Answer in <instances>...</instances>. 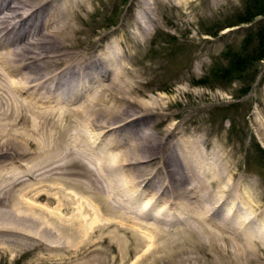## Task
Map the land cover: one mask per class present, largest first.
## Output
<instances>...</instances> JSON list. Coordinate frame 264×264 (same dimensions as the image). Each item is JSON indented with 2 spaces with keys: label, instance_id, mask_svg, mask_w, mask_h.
Returning <instances> with one entry per match:
<instances>
[{
  "label": "rangeland",
  "instance_id": "obj_1",
  "mask_svg": "<svg viewBox=\"0 0 264 264\" xmlns=\"http://www.w3.org/2000/svg\"><path fill=\"white\" fill-rule=\"evenodd\" d=\"M89 1H90V5L86 7L87 10L82 11L83 20L78 23L79 27L83 31L78 34L80 44L76 46L75 51H82L85 53H89V55L93 54L94 56H92L91 58L97 57L98 54H99L98 56H105L107 58L112 57L114 58L113 60H116V61L118 60L117 61L118 63H116V65L119 64V60L122 61L119 66H114L112 61L107 60L108 64H106L105 68L103 69L109 70L113 68L112 69L113 71L109 70L110 73L112 72L113 73L112 75L109 74V76L105 77L104 81L103 80L99 81L98 83L100 84L97 83L95 84L94 87H96L97 85L96 88H98L103 82L106 84V83H109L111 79L113 80V75L114 73H116V70H119L120 66H122L121 68L130 69L128 67H131L132 69L135 68V70L141 71V77H142V80H144V83L141 88L144 89V93L141 95L140 99L143 98L144 100L151 101V99H158V97L164 94L167 96L165 97L166 99L164 98L165 102L168 101L167 98H169V101L175 102L172 109H169L166 113L161 114V118L163 117L164 119H166L164 121L165 125L163 124L164 125L163 128H165V126L168 124L170 125L171 123H174V122L175 123L180 122V125L177 128L178 129L177 132L179 133L178 134L179 140L176 139L175 142L178 140L177 142L180 144H184L185 148L189 144H194L195 154L194 153L193 154L199 160L200 163L202 161L203 164L201 163V165L204 166V170H206L207 173L209 172L208 182L209 181L211 182L216 177L217 178L220 177V181H221L220 185L212 184L210 186L209 190L213 192L212 197L208 200L200 202L199 204L195 203V199H193V195L190 193H189V196L187 193H185L184 197H181L183 201L181 199L173 201L172 199H170L172 198V195L170 194L169 189H164L160 186V183H162L159 179L161 176L159 174L160 172L156 174V168L158 167V165L156 166L154 165L151 167L149 166L151 163L147 162L148 161L147 159H150V158H151L150 160L152 161L158 160L159 158H161V154H159L157 151L154 153L148 152L144 156V159L142 160L143 162H140L141 165L140 163L139 165L136 163L135 165H133L134 167L135 166L141 167L138 169H143V171L137 172V170L135 169L136 170V172L134 170L135 173L133 174L130 173L131 177L132 176L133 177L136 176L137 178L139 177L138 179L136 178L137 181H139V179L144 180L146 178L144 181L141 180V182L140 181L136 182L138 185L136 186L135 191L139 190L143 192V194H141L140 196H136L134 199L132 198V196L134 195L133 191L128 192L129 195L127 194L123 195L124 194L123 193L122 196H120L116 194L117 192H114V194L112 195L113 193L112 192L111 198L108 196L110 199V202L112 203L111 204L109 202L110 208L112 207L111 209L116 211L117 215L119 214V216L116 217L117 219L115 220L118 221L120 219L119 217H122L121 219L124 222V224L118 223V225L119 226L122 225V227L125 228V230H130L128 229L127 226H130L129 228L131 229L133 227V231L138 230V233L141 230L139 234L142 236H145L146 234L156 236V231L157 230L159 231V229L162 228L161 225H163L164 226L163 228L165 229H174L175 226L179 224V223H176L175 225L174 224L175 222L173 221L177 219L176 217L177 215L182 214L181 209L179 208V203L183 205H188L191 203L192 200H194L192 201L193 203H191L192 204L191 206H194L193 204H195L197 208L194 206L196 208V212L194 211L193 213L194 214L197 213L198 216L199 214H202L205 218L208 217L207 218L208 220H206V223H207V226L210 228H214V229L218 228L216 227L217 223L220 226L224 225V228H226L228 231L225 230L224 232L225 234L221 233L222 236L223 234L224 235L228 234L229 236L235 235L234 237L239 242L240 239L245 238L244 234L248 231H250V233L253 232L255 235H257L255 239V242L257 241L255 251H257L256 254L259 252L258 255L256 256L260 262L258 260L256 261L258 262V264L260 263L264 264V243H263L264 229H262L264 227V43H262L263 38L261 37V33L264 32V15H258L251 22H245V23L239 22L241 18L245 17L249 13V9L250 11H252L251 6L252 7L254 6L255 1L254 0H175L174 1L173 0L170 2L165 1L166 3L165 4L164 1L162 3V1L159 0L160 2L158 4L157 10L148 9L150 11H148L149 13L147 16L148 17L151 16L155 20L153 21L154 25H153L151 34L147 36L145 35V33L144 34L140 33L137 27L138 17L141 20H145L148 18V17L145 18L143 16L144 13L147 11L146 9L147 5H145L142 0H93V1L89 0ZM134 33L138 35V39H134L133 37L135 35ZM110 47L113 49V51H111L112 49ZM114 49H117V50L115 51ZM117 52L119 53V56ZM132 78H135V77L132 76ZM82 85L84 86V84ZM82 85L79 86L81 94L86 93V95H88L92 90L94 91V88L92 89L90 88V90H88V93H87L86 90L88 87L85 88L86 87L85 86L84 88H82ZM114 88L115 87H111V89H114ZM116 89L117 88H115L114 90ZM109 93L110 92H108V94ZM19 96L21 100H25L26 98V101L28 100V102L31 103V101L26 96V94H21ZM39 96H41L42 98L39 99L40 101H38V104H35L32 102L33 103L32 105L34 104H35L34 106L37 105L36 110L32 112L27 111V113L30 112L28 114L30 115L31 119H34L35 122L38 120L37 121L38 124L39 123L41 124L43 120L38 115V112H40V110L43 111L51 107L57 108L61 105L65 106V103L60 104L58 103L59 100L53 101L48 98L45 100L43 98V95H39ZM87 98L85 95L83 97H80L78 101L71 104L72 107L78 105V103L83 102V100ZM3 100L0 104L1 106L0 107V117H1L0 119L5 118V121H8V119L10 120L12 119V118H9V115L11 116L12 115L11 113L13 111L8 109V105L11 104L10 103L11 100L8 97L4 98ZM46 106L49 108H47ZM2 107L3 108L6 107L7 109L4 110ZM13 107H14V110L18 109L19 107L20 109H22L20 105L15 106V102H14ZM169 113L170 114L175 113L174 117L171 116ZM33 115H35L34 118L32 117ZM13 118H16L17 119L16 121H18L17 127L20 126L18 128L25 131L26 134L28 133L27 135L29 136L31 135L30 136L31 139H36L40 137L38 139L39 142L43 141L41 144H44V146L41 145L42 148L46 147V144L49 145L50 138L48 137V135L51 129H53L52 127L46 126L45 123L43 122L44 125L39 124L37 125V127L39 126V128L35 129V127L32 126L33 121L32 122L29 121L30 123L26 121V124H25L24 118L18 115V113H16V115ZM73 119L75 118H72L71 120L72 122H67V123L65 122L67 124L66 126H69L71 124L69 128H71L72 126H73L72 128H74V130L71 131V133L70 132L68 133V138H67V146L68 147L71 146L70 148L72 149L73 147L77 148L75 147L76 144L78 142H81V140L78 139L80 137L78 136V134H80V132H83L81 131L82 128H80V130L78 128V127H81V126H78L80 124L77 125V123L79 122L75 120L77 123L76 125H73V123L75 122L73 121ZM154 119L162 120L158 116H154ZM83 123L84 122H82V124ZM28 126H30L31 128H29ZM41 126H44L45 129L44 127H41ZM76 126L78 129H75ZM32 127L35 129L34 131ZM74 131L77 132V134ZM90 131L91 130H88L87 131L88 133H85V132L83 133L87 135L89 134L91 135ZM75 134H76V137H75ZM113 137H115L114 139H119V137L121 138L122 136L120 134H114ZM18 140H20L19 141L20 143L18 142ZM18 140L15 141L16 146H18V143L21 146V144H25L27 142V139H23V142H21L22 140L20 138H18ZM32 141L35 142V140H30L29 143H33ZM101 143L103 144V140L100 142V144L98 145L96 144L97 145L96 147H99L100 145L103 147L104 144L102 145ZM16 146H12L9 149V151L12 153L11 154L12 158H9L11 161H9V159L5 161L7 162V166H5L4 171L10 170V168L12 169L13 167L14 168L13 170L17 171V168H18L20 171L22 170L23 172L24 170L25 173H28L29 172V170H27L28 165L30 164L32 165L35 160L39 159L40 156H42L40 158H43L44 153L47 154V152H49L48 147L46 148L47 150L45 149L44 151V149L41 148L42 149L41 150L40 148L32 144L29 146L28 145L24 146V150L29 149L28 150L29 152L31 149L32 152L30 151V153L27 154V156L20 157L17 154L18 152L16 153L15 150L13 149ZM101 146L100 148H102ZM128 146L130 145L129 144L127 145V143H124L123 146L116 147V153L127 149ZM25 147L27 149H25ZM39 149L43 152L38 153ZM28 156L29 157L31 156L32 158L30 157L28 159L27 158ZM156 157H159V158H156ZM23 159H25L24 161L25 164L24 162H22ZM24 168H27V169H24ZM210 170L212 173L214 172L213 175L210 172ZM82 172L86 173L87 171L86 169L85 170L83 169ZM149 172H152L153 176L155 173L156 178L153 176L151 177L149 175ZM9 174H6V175H9ZM190 174H189L190 178L188 179L189 184L187 183V185L189 186L188 189L190 190V187L195 189L196 187L195 190H198L200 186V182L202 183L204 179L201 176H200L201 178L197 176L196 178L194 177L193 174H191L192 176H190ZM211 176L214 178H212ZM93 177L96 178L95 175L91 176L92 179ZM24 178L27 180H24L22 182L23 185L27 184V182L28 184L29 182L30 184L38 183L37 180L34 179L35 178L34 176L33 178H31L30 176H26L25 174ZM32 180H33V183H32ZM43 180H47L46 181L47 184H45V182L42 184H34L37 190L40 189V191H43V190L47 191L46 189H48L49 193L57 192L56 194L53 193V195L54 197L55 195L56 197H58L60 193H58L57 188H62V185L56 186L55 183L52 184V180L49 178H46ZM49 181L51 182L52 185H54L53 188L55 189L53 188H52L53 190L51 189L52 186L49 183ZM228 181L229 183H227ZM17 189L20 190V188L18 187ZM220 189H222V191ZM37 190H32V192L36 191V193L35 192L32 193L31 191L27 194L23 193L22 195H24V197H22V199L25 201L24 203H26V205L31 206L29 202L30 203L34 202L37 205L36 206L33 203L34 204L33 206L32 204L33 207L36 206V209H32V206L31 207L26 206L25 208V205L23 206L24 207L23 209H26L27 212H30L32 210L35 211L36 213L40 215V217H43L45 219L46 223L48 222L46 224L48 226L45 225V227L43 226L41 229H39V226H36V227L32 226L34 227L33 229L38 230L39 239L41 241L32 240L30 241V243H26V244L21 243L20 246L11 245L10 249H8L6 252H4L2 248H0V264H59V263L60 264H90V263L91 264H99V263L103 264L105 261L110 262V264H124V263H121L120 261H121L122 255L124 254V252H121V251H125V250H123L124 248L121 249L120 244L124 243L125 240L127 242L126 244L128 247L127 251L132 252L130 256L132 260L129 259L128 264H135V260L137 256L134 257L133 253L137 252L134 249V245L136 244V241H134L130 237L129 234L128 235L127 233L125 234V230H123L124 232L121 230V232H123L122 234L124 235V237L122 238L123 241H121L122 242L121 243L120 242L121 239H118V238L122 234L120 232V229H117L115 225H112L110 229L109 228H105L103 230L98 229V232L100 233V235H98L99 233L96 232L94 236L92 237V239H90L92 240V243H95V241L97 240L96 241L97 245H99L100 248L103 249L102 250L103 252L101 254H99L101 251H97V250L94 252L95 254L84 250V248L89 246L86 244H87V241H90V240H84L85 236L87 235H84L83 237L81 236V234L83 235L85 229L90 226V223L93 222L92 220L94 219L95 215H97L98 217H101L100 221L103 219V223L105 222L104 221L105 218L108 216V214H106L107 209L103 208L104 207L103 204L101 207L103 211L100 209L102 213H104L103 217L96 214V210H94L93 208H89L87 210L83 208L82 209L83 212H84V209L86 212L87 211L89 212L81 213L82 211H80L81 209L80 204L84 203L85 206L88 204H91L89 203L91 202V200H89L88 198L89 195L87 193H83L81 192V190L78 191V189H75L73 187L66 189L65 192L62 191V193H66V192L68 193L69 199L73 200L72 205L74 204L73 207L71 206L70 209H65L63 206L60 207L59 202L56 200H53L52 201L53 203L52 202L49 203L48 201H46L47 200L46 196L45 198L36 200L35 198L37 196V193L40 192L39 190L37 192ZM225 191L227 192L226 193L227 195H225L223 200L222 199L220 200V202L218 203L219 205L217 203L214 204L220 198L221 193L225 194L224 193ZM31 194H34V195L36 194V195L35 196L33 195L32 197ZM151 194L153 196H150ZM29 195L31 198L28 197ZM25 196L28 199H26ZM114 196L118 198V199L115 198L117 201L113 200ZM121 197L126 198V199H122ZM29 198L31 201L29 200ZM129 198H130V201H129ZM74 199L76 202L74 201ZM150 199L152 200V202ZM86 200L87 202H85ZM124 200L128 201L129 203ZM188 200L189 201L191 200V201L188 202ZM148 202H149L148 204L149 206L147 207V209H149V212L151 213L150 215H145V212L147 211V209L144 210L142 206ZM171 202L172 204H170ZM174 202L176 204H174ZM37 203H39L40 205L39 208H38L39 205ZM44 203H45V207L43 206ZM123 203H125V205ZM126 204L127 205L129 204V205L126 206ZM198 205H201V206H198ZM46 206L50 210H47ZM89 206L92 207L91 205ZM121 206H123L124 208L122 209ZM127 207L128 209H131L132 211L128 210ZM208 207L213 208V210L210 211ZM115 208L117 209L115 210ZM39 209H41V211ZM51 209H53V213ZM90 209L94 210L92 211V215H91ZM137 209L138 210L140 209V211H138ZM54 210H57L60 212L58 213L60 216L62 215L61 218L64 219L65 222L68 223L67 226L65 227L64 225L60 226L59 223H56V220H58V218L60 217L56 211L54 212ZM134 210L138 211V213L133 212ZM48 211H50L51 213H49ZM114 211H112V213ZM128 212H131L132 215L130 213H129L130 215H128ZM155 212L157 214L160 213L162 215L159 214L158 216L154 217L155 216L154 214H156ZM124 213H125V216H124ZM141 213H144L143 214L144 218L139 216L141 215ZM52 214H54L56 217H53ZM122 215L124 216L125 220L123 219ZM126 215L128 216V218ZM135 215L138 220V221L136 220V222L134 220V218H136ZM163 215L164 217H162ZM74 217L75 218L83 217L82 219L83 223L75 224L72 221ZM85 217H87L88 219L86 218V220H84ZM222 217H224V219ZM221 220L224 221L225 223L222 222ZM216 221L218 222L215 223ZM244 221H245V224H244ZM133 222L136 225H134ZM221 222L223 224H221ZM228 222H230L231 224H228ZM141 223L143 224V226L144 224L145 225L147 224L150 227L142 226V228L144 229L143 230L141 227L137 225L139 224L141 226L142 225ZM213 223H215V225H213ZM151 225L155 227L152 228L153 226ZM182 226L184 225L182 224ZM49 227H55V228L50 230ZM61 227L64 230L60 229ZM70 227L73 230L75 229L78 230L81 227L80 229H83V230L80 231L81 233H75V231H73ZM219 229H220L219 230L220 232L222 228L220 227ZM71 230L73 231V233H75L73 240L69 239V235L71 236V234H73ZM109 230H110L109 232L110 235H114V233L115 235L118 234L115 236L116 238L118 236V238L117 239L113 238L112 240H110L109 239L110 237H108L109 234L106 233ZM149 231L150 232L152 231V233H150ZM229 231L231 232L229 233ZM88 232L90 234V231ZM78 234L80 235V238H83V239H80L78 237L79 236ZM165 234H167V232ZM76 235H78L77 236L78 238L76 237ZM64 237L66 238V241ZM102 237H105V238L108 237L106 239V243L99 242V241H102L101 239ZM146 238L148 239L149 237L147 236L144 239ZM157 238H158L157 236L155 237V239L153 238L152 242H154L155 244H158L159 242L163 241L160 238H158L159 242H157ZM47 239L49 241L48 245H47L48 242L47 243L44 242V241H47ZM67 240H70V241H68L67 243ZM112 241H114L115 243ZM75 242L77 243L78 247L76 246ZM117 242L120 244H118ZM65 243H67L66 246H65ZM74 243L76 247H74ZM110 243L114 247L111 250L107 248V246H109ZM72 246L75 250L71 248ZM154 246H150V248L151 247L153 248ZM51 248L52 250H56V249L57 250L52 251ZM118 248L121 249V251H119ZM147 248L148 247H146V249ZM117 249H118V252H117ZM143 249H145V247L141 248V251L143 252V254L140 251L139 255H144V252L145 253L147 252V251H143ZM189 250H190L189 247L185 246L184 251L180 250L181 255L183 254L182 255L183 258L181 257V255L178 256L175 254L174 256L175 258L173 257V259L175 261H180V260H185L186 258L185 263L184 261H182L183 264H186L187 262H189L188 260L190 261L193 260L192 256L198 255V253H200V250H199L197 253H194L192 255V252H190ZM54 253H55V256H54ZM109 253H110V256H109ZM160 253L162 252L160 251L158 255ZM60 255L61 257L62 256L63 257L61 258ZM96 255L97 256L99 255V256L96 257ZM147 255L149 254L146 253L144 256H147ZM74 257H76V259ZM81 257H84V260ZM100 257H102V259ZM154 257L155 255L153 256L152 260L154 259ZM59 259L60 260L62 259V261H60ZM77 259H79V262H77L78 261ZM52 260L53 262H50ZM97 260L101 262L98 263ZM150 260L151 259H149L148 261ZM47 261L49 263H47ZM115 261L117 262L115 263ZM104 264H109V263L105 262ZM137 264H140V263H137Z\"/></svg>",
  "mask_w": 264,
  "mask_h": 264
},
{
  "label": "bare ground",
  "instance_id": "obj_2",
  "mask_svg": "<svg viewBox=\"0 0 264 264\" xmlns=\"http://www.w3.org/2000/svg\"><path fill=\"white\" fill-rule=\"evenodd\" d=\"M91 1H93V0H91ZM142 1L145 5H147V8H146L147 11L145 12L147 14L144 13V15H143L146 18V17H148L147 16L149 13L148 11H150L148 9H156L157 10L158 4L160 1H162V3L164 1V3H165V1L170 2L173 0H160V1L159 0H152V1L142 0ZM89 5H90L89 0H0V67H1V69H0V104L4 98L8 97L11 100L10 101L11 104H9L7 102L9 104L8 109L13 111V112L11 111L12 115L11 116L9 115V118H12L11 120L8 119V121H5V118L0 119V248H2L4 250V252H6L8 249H10L11 245H19L20 246L21 243L26 244V243H30V241H32V240H35V241L40 240L39 235H38L39 234L38 230L33 229L34 227H32V226H35V227L39 226V229H41L43 226L45 227V225L48 222L46 223L45 219L43 217H40V215L38 213H36L35 211L29 210L30 212H27L26 209H23L24 205H25V208H26V206H29V205H26V203H24L25 201L22 199V197H24V195H22V194L23 193L27 194L30 191L32 192V190H37V188L34 186V184H42L44 182H45V184H47L46 181L48 179L43 180L46 178L51 179L52 184L55 183L56 186L62 185V188H57L55 186L57 188L58 193H60L61 196L59 194L58 197H56V195L54 197V195H53L54 192L49 193L48 189H46L47 191H45V190L40 191V189H38L40 192H38V190H37L38 193H37V196L35 198L36 200H40L42 198H45V196H46L47 197L46 201H48L49 203L52 202L53 200H56L59 202L60 207L63 206L65 209H70L71 206L73 207V205H74V204L72 205L73 200L69 199L67 192L62 193V191L65 192L66 189L73 187L75 189H78V191L81 190V192L87 193L89 195V197H88L89 200H91V202H89L91 204H88L86 206L84 205V203L80 204V208H81L80 211H82L83 208H85L86 210L89 208H93L94 210H96V214L103 217L104 213H102L103 209H101L102 204L104 206L103 208L107 209V210L104 209L108 212L107 213L105 211L106 214H108V216L105 218L104 223H103V219L100 221L101 217H98L97 215H95L94 219L92 220L93 222L89 219L92 223H90V226L85 229L84 234L83 235L81 234V236H83V237H84V235H87V236H85L84 240L92 239L94 234L96 232H98V229L99 230H103L105 228L110 229V227L112 225H115L117 229H120V232H121V230L122 231L125 230V228H123L122 225L121 226L118 225V223L124 224L123 220L121 219L122 217H119L120 221L115 220V219H117L116 217H118L119 214L117 215L116 211L112 210L111 209L112 207L110 208L109 197L111 198L112 192H113L112 195L114 194V192H117L116 193L117 195L122 196L123 193H124L123 195H125V194L129 195L128 192L133 191V194H134L132 196L133 199L136 196H140L141 194H143V192H141L139 190L135 191L136 186L138 185L136 182H139V181L141 182V180H143V179H139V181H137V179L139 177L138 178L136 176L131 177V174L135 173L136 170H137V172L143 171V169H138L141 167H136V166L134 167L133 165H135V163L139 165L140 162H143L142 160L144 159V156L148 152L154 153L157 151L159 154H161V158L156 157V158H159L158 160L152 161V160H150L151 159L150 158V159H147L148 160L147 162L151 163L149 165L151 167L154 165L155 166L158 165V167L156 168V174L158 172H160L159 174L161 176L159 175L160 176L159 179L162 182V183H160V186L164 189H169V192L172 195V198H170V199H172L173 201L179 200V199H181L183 201V199L181 197H184L185 193H187L189 196V193H190L193 195V199H195V203L199 204L200 202L208 200L212 197L213 192L211 190H209V188L212 184L213 185H216V184L220 185L221 184L220 177H218V178L216 177L211 182L210 181L208 182L209 172L207 173V171L204 170V166L201 165L202 161L200 163L199 160L194 156V154H195V151H194L195 145L194 144L188 143L189 145L185 148L184 144H180L177 142L179 140L178 139L179 133L177 132L178 131L177 128L179 127L180 122H177V123L174 122V123H171L170 125L168 124L165 126V128H163V126L165 125L164 121L166 119H164L163 117L161 118V114L166 113L169 109H172L175 102L169 101V98H167L168 101L165 102V99H166L165 97H167V96L164 94L161 95L160 97H158V99H151V101L144 100L143 98L140 99L141 95L144 93V89L141 88L143 83H144V80H142V77H141V71L135 70V68L132 69L131 67H128L130 69L121 68L122 66H120L119 70H116V73H114L113 80L111 79L109 81V83H106V84L103 82L100 86L98 85L99 86L98 88H96L97 85H96V87H94L95 84H97L99 81H102V80L104 81L105 77L109 76V74L112 75L113 72L110 73V71L113 68L109 69L110 71L107 69H103V68H105L106 64H108L107 63L108 61H112L114 66H119L122 61L119 60V64L116 65V63H118L117 62L118 60L117 61L113 60L114 58H112V57L107 58L105 56H98L99 55L98 54L97 57L91 58L92 56H94L93 54L89 55V53H85L82 51H75L76 46H78L80 44L78 34L83 31L79 27L78 23L83 20L82 19V11L87 10L86 7H88ZM147 19L141 20L138 17V23H137V27L139 29V32L143 33V34L145 33L146 36L151 34L152 28L154 25L153 21L155 20L151 16H149ZM134 34H135L133 36L134 39H138V35L136 33H134ZM99 50H101V49H99ZM114 50L116 51L117 49H114ZM109 51H110V49H109ZM111 51H113V49ZM118 56H119V53H118ZM110 58H111V60H110ZM58 68H60V69H58ZM56 69H58V70H56ZM132 76H134L135 78H132ZM82 84H84V86ZM91 84H92V86H91ZM98 84H100V83H98ZM80 85H82V88H84L85 86H86L85 88L88 87L86 90L87 93H88V90H90V88L91 89L94 88V91L92 90L93 92L91 91L92 93L90 92L88 95H86V93L81 94L80 93L81 91L79 89ZM111 87H115L118 90L117 89L114 90L115 88L111 89ZM108 92H110V93L108 94ZM21 94H26V96L29 98L31 103L28 102V100L26 101V98H25V100H21V98L19 96ZM39 95H43V98L45 100L48 98V99L53 100V101L59 100L58 103H60V104L65 103V106L61 105L57 108H54V107L49 108L46 106L49 109L44 108L45 110H43V111L40 110V112H38L39 117L42 118L45 125L53 128V129H51V131L49 132V135H48V137L50 138L49 145L45 143L46 147H44V148H42V146H41V145L44 146V144H41L43 141L39 142V140H38L40 137L36 138V139H31L30 138L31 135L30 136L27 135L28 133L26 134L25 131L18 128L20 126L17 127L18 121H16L17 120L16 118H13L16 115V113H18V115H20V116H22V118H24L25 124H26V121H28V122L33 121L32 126L35 127V129L36 128L38 129L39 126L37 127V125H39L40 123L38 124V122H37L38 120L35 122L34 119H31L30 115L28 114L30 112L27 113V111L32 112V111L36 110L37 105L36 106H34V105L38 104V101H40L39 99L42 98ZM84 95L86 96V98L88 96V98L83 100V102L78 103V105L72 107L71 104L78 101V99L80 97H83ZM6 101H5V103H6ZM14 102H15V106L20 105L22 109H20V107H19L18 109L14 110V107H13ZM32 102L35 104L32 105L33 104ZM3 106H5V105H3ZM6 107L5 108L2 107V108L5 110V109H7ZM38 107H39V105H38ZM13 113H14V115H13ZM2 115H4V114H2ZM35 115H33L32 117L34 118ZM170 115L174 117L175 113L170 114ZM154 116H158L162 120H156V119H154ZM18 118H19V116H18ZM72 118H75V119H73V121L76 120L77 122H79V123H77L75 121L74 122L75 124L73 123V125H76V123H77V125L80 124V125H78V126H81V127H78L79 130H80V128H82L81 131H83L85 133H88L87 131L91 130L90 131L91 135L90 134L89 135L84 134L83 132H80V134H78V136L81 137V138L80 137L78 138L79 140H81V142H78L79 144L77 143L75 146L77 148L73 147V149L70 148L71 146H69V147L67 146V138H68V133L69 132L71 133V131H73L74 128H72L73 126L71 128H69L71 124L69 126H66L67 122H72L71 121ZM81 121L84 123L82 124ZM43 122H41V124H43ZM30 126H28V127L31 128ZM41 127H44V126H41ZM78 128L76 126L75 129H78ZM35 129L33 128V131ZM44 129H45V127H44ZM85 129H86V131H85ZM75 133L77 134V132H75ZM47 134H48V132H47ZM76 134H75V137H76ZM114 134H120L122 137L121 138L119 137V139H114L115 138V137H113ZM35 137H37V136H35ZM18 138H20L22 140L21 142H23V139H27V142L25 144H21V146H20L19 145L20 140H18ZM44 139H45V137H44ZM72 139H74V138H72ZM176 139H178V140L175 142ZM16 140H18V142H19L18 146H16V143H15ZM30 140H35V142L32 141L33 143H29ZM102 140H103L104 145L102 143L101 144L103 145V147L101 145L100 146L102 148H100V146L96 147L98 144H100V142ZM68 143H70V142H68ZM73 143H75V142H73ZM124 143H127V145L129 144L130 146H128L127 149L116 153V147L123 146ZM32 144H34L36 147H38L40 149L41 148L44 149V151L48 147L49 152H47V154L44 153L45 156L43 155V158H40V157H42V156H40L39 159L35 160L32 165L27 164L28 169L27 168H24V169L29 170V172L27 171L28 173H25L24 170L22 172V170L20 171L18 168H17V171L13 170L14 169L13 167H12V169L10 167H8V168H10V170L4 171L5 166H7V162H5V161L8 160L9 158H12L11 157L12 153L9 151V149L12 146H16L13 149L15 150L16 153L18 152L17 153L18 156L22 157V156H27V154H29L31 151V149H30V151L28 152L29 149H27L26 147H25V149H27V150H24V146H27V145L29 146ZM80 144H81V146H80ZM40 149H39L38 153L43 152V151H41L42 149L41 150ZM192 149H193V151H192ZM190 150H191V152H190ZM203 153H204V151H203ZM13 154H14V152H13ZM30 157L28 156L27 158L29 159ZM198 157H200V156H198ZM25 159H23L22 162H24ZM1 161H3V162H1ZM9 161H11V160L9 159ZM14 164H15V162H14ZM24 164H25V162H24ZM140 165H141V163H140ZM127 166H128V168H127ZM214 166H215V164H214ZM24 167H26V166H24ZM83 169L84 170L86 169L87 172L83 173L82 172ZM134 170H135V172H134ZM145 170H147V169H145ZM147 171H149V170H147ZM147 171H146V173H147ZM152 172H154V171H152ZM152 172H149V175L151 177L153 176ZM210 172H211V170H210ZM190 173L193 174L194 177H196V176L200 177L201 176L204 179L202 181V183L200 182L201 179L199 180L200 186H199L198 190H195L196 187H195V189H193L191 187H190V190L188 189L189 186L187 185V183L189 181L188 179L190 178L189 177ZM213 173H212V175H213ZM6 174H9V175H6ZM25 174H26V176H30L31 178H33V176H34L35 177L34 179H36L38 183L30 184V182H29V184H28V182H27V184L23 185L22 182L24 180H27L24 178ZM156 174L154 173L153 177H155ZM191 174H190V176H192ZM94 175L96 178L93 177V179H92L91 176H94ZM71 176H73V177H71ZM212 178H214V177H212ZM32 183H33V180H32ZM49 183L51 184L50 181H49ZM227 183H229V181ZM52 184H51V186H52L51 189L54 186ZM18 185H20V186H18ZM17 187L20 188V190L17 189ZM49 188H50V186H49ZM42 189H44V188H42ZM53 189H55V188H53ZM220 190L222 191V189H220ZM226 191L224 192L225 194L221 193L220 198L214 204H216V203L218 204L221 199L223 200L225 195H227ZM34 192L36 193V191H33L32 193H34ZM56 193H54V194H56ZM33 195L34 194H31L32 197H33ZM150 196H153V195L151 194ZM28 197H30V195ZM30 198H29V200H30ZM115 198H117V197L114 196V199L112 197L113 200H116ZM160 198H162V197H160ZM26 199H28V198L26 197ZM122 199H126V198H122ZM127 200H128V198H127ZM74 201H75V199H74ZM124 201H126V200H124ZM129 201H130V198H129ZM166 201H167V199H166ZM190 201L188 200V202H190ZM192 201H194V200H192ZM192 201H191V203H193ZM27 202H28V200H27ZM85 202H87V200ZM126 202H128V201H126ZM151 202H152V200H151ZM225 202H227V201H225ZM8 203H10V204H8ZM33 203L29 202V204L31 206ZM115 203H117V202H115ZM140 203H142V202H140ZM168 203H169V201H168ZM191 203L188 205H183V204L179 203V208L181 209L182 214L177 215L176 216L177 219L173 220L175 222V223L173 222L175 225H176V223H179L174 228L176 230L165 229V228H163L164 227L163 225H161L163 229L161 228V229H159V231L158 230L156 231L154 229L156 231V236L158 238H160L161 240H163L162 242H159V239L157 238V242H159L158 244H155L154 242H152L153 241L152 239L153 238L155 239V237H156L155 235H153L154 236L153 237L150 234L147 235L143 231L144 229L142 228V226H143L142 223H141L142 224L141 226L139 224H137V225L143 229L142 231L146 234L145 236H142L139 234L141 230L138 233V230L133 231V227L131 229V228H129L130 226H127L128 229H130L131 231L125 230V234L126 233H127V235L129 234L130 237L134 241H136L135 245L132 244V245H134L135 251H137V252L134 251L135 253H133L134 257L137 256V258L135 260V264H137V263H140V264H180V263H182L183 264L182 261H184V263H185L186 258H185V260L175 261L173 259V257L175 256V254L180 256L181 255L180 250L184 251L185 246L189 247V249H190L189 251L192 252V255L194 253H197L200 250V253H198V255L192 256V259H193L192 261L187 259L189 262H187L186 264H258V262L256 260L259 261V259L257 258L256 255H258L259 252L256 254L257 251H255L256 242H257V241L255 242V239H256L257 235H255L253 232L250 233V231H248L244 234L245 240L240 239L238 242L236 240V238L234 237L235 235H233V236H229L228 234L224 235L225 230L226 231H228V230L226 228H224V225L220 226L217 223L218 221L215 222V223H217L216 227H218V228L214 229V228L208 227L207 223H206V220H208L207 219L208 217L205 218L202 214H199V216L197 213L194 214L193 212L194 211L196 212L197 207L195 206V204H193V205L196 208L194 206H191L192 205ZM34 204H33V206H34ZM37 204L39 205V203H37ZM123 204L125 205V203H123ZM148 204H149V202L144 204L142 206V208L144 210L147 209V207L149 206ZM170 204H172V202ZM174 204H176V203L174 202ZM89 205H91L92 207H90ZM128 205L126 204V206H128ZM31 206H29V207H31ZM33 206H32V209H36L37 205L35 207H33ZM43 206L45 207V203ZM198 206H201V205H198ZM39 207H40V205L38 206V208ZM46 208H47V210H50L47 206H46ZM53 208H54V206H53ZM121 208L123 209L124 207L121 206ZM85 209H84V212L82 211L81 213H88L89 212V211L86 212ZM116 209L117 208H115V210ZM127 209H128V207H127ZM158 209H160V208H158ZM205 209H207V208H205ZM208 209L210 211L213 210V208H211V207H208ZM39 210L41 211V209H39ZM94 210L90 209L91 215H92V211H94ZM125 210H126V208H125ZM128 210L132 211L131 209H128ZM152 210H154V209H152ZM51 211L53 213V209H51ZM55 211L57 213L59 212L57 210H54V212ZM112 211H114L115 213L114 212L112 213ZM138 211H140V209ZM138 211L134 210L133 212L138 213ZM48 212L51 213L50 211H48ZM142 212H143V210H142ZM49 213H48V215H49ZM59 213H58V215H59ZM120 213H121V211H120ZM129 213L131 214V212H128V215H130ZM150 213L151 212H149V209H147V211L145 212V215H150ZM177 213H179V212H177ZM143 214L144 213H141V215H139V216L144 218ZM159 214L160 213L154 214L155 215L154 217L158 216ZM52 215H53V217H56L54 214H52ZM58 215H57V217H58ZM160 215H162V214H160ZM61 216L59 215L60 218H58V220H56V223H59L60 226L64 225V227H65L68 225V223L65 222L64 219L61 218ZM84 216H86V215H84ZM124 216H125V213H124ZM124 216H123V219H124ZM83 217H81V218H78V217L75 218L74 217L72 221L75 224H81V223H83V220H82ZM135 217H136V215H135ZM162 217H164V215ZM86 218L87 217H85L84 220H86ZM127 218H128V216H127ZM222 218L224 219V217H222ZM130 219H131V217H130ZM190 219H191V221H190ZM134 220L136 222L137 217L134 218ZM228 220H229V218H228ZM240 220H242V219H240ZM85 222H87V221H85ZM222 222H224V221H222ZM222 222H221V224H223ZM249 222H250V220H249ZM137 223H139V222H137ZM158 223H160V222H158ZM215 223H213V225H215ZM182 224L184 226H182ZM228 224H231V223L228 222ZM244 224H245V221H244ZM247 224H249V223H247ZM134 225H136V224L134 223ZM217 225H219L222 228V230L220 232H219L220 227ZM249 225H251V224H249ZM46 226H48V225H46ZM78 226H80V225H78ZM144 226L147 227L149 225L144 224ZM151 226H153V225H151ZM154 227L155 226H153L152 228H154ZM49 228L51 230V229H54L55 227H49ZM76 228H77V226H76ZM80 228L78 230L77 229L73 230L72 228L71 229L73 231H75V233H81L80 231H82L83 229H80ZM60 229L64 230L62 227ZM262 229H264V227ZM73 231H72V233H73ZM88 231H90V234ZM155 231H154V233H155ZM109 232H110V230L106 233L109 234ZM123 232H121V234ZM166 232H167V234H165ZM230 232L231 231H229V233ZM75 233L71 234V236L68 234L70 240L74 239ZM112 233H114V232H112ZM150 233H152V231ZM221 233H224L223 236ZM65 234H66V232H65ZM141 234H143V233H141ZM43 235H45V234H43ZM61 235H63V234H61ZM78 235H76V237ZM98 235H100V233ZM116 235H118V234H116ZM116 235H115V233H114V235L109 234L108 237H110L109 239L112 240L113 238H116L115 237ZM122 235H120L121 238L120 237L118 238V236H117L118 239H121L120 242L123 241L122 238L124 237V235L123 236ZM167 235H169V236H167ZM147 236L149 238L144 239ZM238 236H240V235H238ZM78 237L80 238V235ZM107 238L102 237L101 238L102 241H99V242H105L106 243ZM80 239H83V238H80ZM70 240H67V243ZM84 240H82V241H84ZM65 241H66V238H65ZM96 241H95V243H92V240L87 241L86 245H89V246L84 248V250L92 252V253H94L97 250V251H101L99 253V254H101L103 252L102 251L103 249L100 248L99 245H97ZM44 242H46V243L48 242L47 245L49 244L48 239H47V241H44ZM112 242H114V241H112ZM67 243H65V246L67 245ZM75 243H74V247L77 246V243H76V246H75ZM126 243H127L126 240L122 244L118 243L121 245V249L124 248L123 250H125V251H121V249L118 248L119 251L124 252V254L121 257V261H120L121 263H124V264H128V260L131 259L130 256L132 254L131 251L130 252L127 251L128 247H127ZM152 243H153V245H152ZM263 243H264V241H263ZM128 244H130V243H128ZM154 244H155V246H154ZM229 244H230V246H229ZM36 245H37V243H36ZM52 246H53V244H52ZM97 246H99V247H97ZM150 246H154V247L150 248ZM36 247H38V246H36ZM144 247H145V249H146V247H148L146 250L143 249V251H147L146 253L149 254L147 256H144L146 254L145 252H144V255H139L141 248H144ZM71 248H73V246ZM107 248H109L111 250L114 247L110 243V245L107 246ZM118 249H117V252H118ZM51 250H52V248H51ZM56 250H52V251H56ZM63 251H64V249H63ZM160 251L162 253H160L158 255V253ZM9 252H11V251H9ZM65 252H66V250H65ZM142 254H143V252H142ZM64 255H66V254H64ZM70 255H71V253H70ZM154 255H155V257L152 260ZM182 255H181V257L183 258ZM54 256H55V253H54ZM54 256H53V258H54ZM58 256H59V254H58ZM80 256H81V254H80ZM98 256L96 255V257H98ZM109 256H110V253H109ZM178 256H177V258H178ZM60 257H61V255H60ZM84 257H85V255H84ZM84 257H81V258H83V260H84ZM74 258L76 259V257H74ZM94 258H95V256H94ZM100 258L102 259V257H100ZM118 259H119V257H118ZM149 259H151V260L148 261ZM66 260H68V259H66ZM77 260H78L77 262H79V259H77ZM44 261H45V259H44ZM48 261H47V263H49ZM60 261H62V259ZM50 262H53V260ZM97 262L99 263L101 261L97 260ZM105 262L110 264V262H108V261H105ZM116 262L117 261H115V263ZM132 262H134V261H132Z\"/></svg>",
  "mask_w": 264,
  "mask_h": 264
},
{
  "label": "trees",
  "instance_id": "obj_3",
  "mask_svg": "<svg viewBox=\"0 0 264 264\" xmlns=\"http://www.w3.org/2000/svg\"><path fill=\"white\" fill-rule=\"evenodd\" d=\"M254 6H251V10L249 9V13L241 18L239 21L240 23H245V22H251L253 21L258 15H264V0H254ZM261 37L263 38L262 43H264V32L261 33Z\"/></svg>",
  "mask_w": 264,
  "mask_h": 264
}]
</instances>
